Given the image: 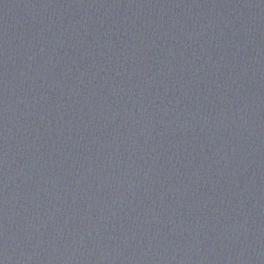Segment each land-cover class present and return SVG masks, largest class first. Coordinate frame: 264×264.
<instances>
[{
    "label": "water",
    "instance_id": "water-1",
    "mask_svg": "<svg viewBox=\"0 0 264 264\" xmlns=\"http://www.w3.org/2000/svg\"><path fill=\"white\" fill-rule=\"evenodd\" d=\"M0 264H264V17L0 0Z\"/></svg>",
    "mask_w": 264,
    "mask_h": 264
}]
</instances>
